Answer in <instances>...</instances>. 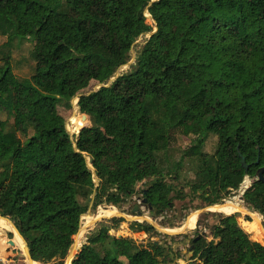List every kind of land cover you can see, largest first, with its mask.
Here are the masks:
<instances>
[{"label": "trees", "instance_id": "obj_1", "mask_svg": "<svg viewBox=\"0 0 264 264\" xmlns=\"http://www.w3.org/2000/svg\"><path fill=\"white\" fill-rule=\"evenodd\" d=\"M146 34L134 64L107 84ZM0 36V112L7 116L0 120V216L35 263L63 264L81 217L101 204L118 206L144 180L154 179L143 191L147 208L168 209L156 153L161 135L173 132L193 137L186 151L199 162L193 189L208 194L209 205L249 176L242 199L264 219V183L256 178L264 168V0H0ZM24 41L34 66L20 79L11 56ZM91 82L101 86L80 94ZM75 97L91 125L72 137L57 105L70 107ZM210 135L209 155L201 149ZM22 152L27 159H18ZM114 220L100 221L79 242L72 264L176 260L166 245L110 235L103 224ZM211 237L191 240L198 264H264V246L234 215L222 216Z\"/></svg>", "mask_w": 264, "mask_h": 264}, {"label": "rangeland", "instance_id": "obj_2", "mask_svg": "<svg viewBox=\"0 0 264 264\" xmlns=\"http://www.w3.org/2000/svg\"><path fill=\"white\" fill-rule=\"evenodd\" d=\"M147 22L153 26L149 15L145 14ZM155 29V28H154ZM150 34L141 35L133 44L130 52V57L126 65L122 66L113 78L107 84L112 82L119 74L129 70V66L134 64L136 55L143 43L148 39ZM5 38L0 36V45L4 43ZM32 44L24 41L21 44H14L12 48L11 66L16 77L22 79L29 77L33 72L34 62L30 58ZM101 85L91 82L89 86L82 90L80 94H86L96 91ZM78 97L70 101V107H65L63 104L57 105L58 114L65 120V127L72 137L78 134L79 126L84 125L82 114L79 112ZM7 118L4 112H0V120ZM12 120H10L11 122ZM90 126V120L86 118ZM81 123V124H80ZM193 137H185L178 133L161 135L158 141L157 161L162 173L163 182L170 189L169 197H172L171 206L162 212L151 211L146 204H142L144 199L143 191L154 182V179L144 180L138 183L133 196L126 198L123 203L118 206L101 204L96 209H89L85 215L81 217V227L75 235V243L77 248L79 242L84 239L94 227L103 220L113 219V222L104 223L108 228L110 235L132 239L137 245L149 247L151 243L163 244L171 249L176 254V260L170 264H198L192 259L193 245L191 240L196 236L204 237L207 241H212L211 229L218 224L222 216L236 217L239 226L249 235V237L259 242L264 246V238L256 235L249 229L248 223H255L256 228L264 235V219L252 207L246 204L243 199V193L252 185L254 178L245 176L237 190L230 192L228 196L221 199L217 204L209 205L203 198L208 197L202 190L195 191L193 185L197 180L196 170L199 164L196 158L186 156V151L190 147ZM216 137L210 135L204 142L201 151L205 154H212L215 150ZM28 155L22 152L18 159H27ZM180 163V166L176 165ZM89 167L90 163L88 160ZM6 170L1 169L0 173H5ZM248 180V184L243 191V182ZM208 193V189H206ZM180 197V198H179ZM135 207H139V214L134 211ZM244 212H246L244 214ZM234 212H240L233 214ZM243 213V214H241ZM248 220V221H246ZM9 222V221H8ZM147 223L154 230L148 234L137 232L132 228V223ZM6 231V232H5ZM6 229L0 228V240H4L0 246V264H32L28 256L24 252V248L17 246L10 247L8 240L13 239V233ZM10 234V235H9ZM73 243L68 251L63 264L66 263L67 257L71 254L73 261L79 252L77 250L75 256L72 255ZM14 240V239H13ZM75 247V246H74ZM9 249V250H8ZM16 249V253L11 250ZM38 264V263H35Z\"/></svg>", "mask_w": 264, "mask_h": 264}, {"label": "water", "instance_id": "obj_3", "mask_svg": "<svg viewBox=\"0 0 264 264\" xmlns=\"http://www.w3.org/2000/svg\"><path fill=\"white\" fill-rule=\"evenodd\" d=\"M153 1H155V0H153ZM154 32H155V31H154ZM130 67H131V65L129 66V68H130ZM81 118H82V120L84 121V125L79 126V130H81L82 128L88 126V122L86 121V116H85V115H82ZM238 155H239V157H240V163H241L242 168H243L245 171H247L248 165L246 164L244 157L241 156L240 154H238ZM263 173H264V168L259 169V170L257 171V173H256V178H257L258 181H261V182L264 183ZM240 199L242 200V197H240ZM142 203H143V204H146V199H143ZM149 209H151V207H149ZM249 209H252V206H249ZM134 211H136V213L139 214V207H135ZM0 218L9 221V222L13 225V227L15 228V230L17 231V233L19 234V236L22 238V236L20 235V233H19V231L17 230V228L14 226V224H13L9 219H7V218H3L2 216H0ZM89 236H90V235H88V236L86 237V242H87V240L89 239ZM22 239H23V238H22ZM23 242H24V249H23V250L26 251V252L28 253L29 258L31 259L30 254H29V250H28V247H27V244H26V242L24 241V239H23ZM7 243H8V245H9L10 247H14V246H15V242H14L13 239L8 240ZM8 250H9V249H8ZM11 251H12L13 253H16V249H12ZM31 260H32V259H31ZM32 261H33V260H32ZM65 264H72L71 254L68 255Z\"/></svg>", "mask_w": 264, "mask_h": 264}, {"label": "bare ground", "instance_id": "obj_4", "mask_svg": "<svg viewBox=\"0 0 264 264\" xmlns=\"http://www.w3.org/2000/svg\"><path fill=\"white\" fill-rule=\"evenodd\" d=\"M81 124V123H80ZM248 180L246 179L245 180V182L243 183V189H245L246 188V186H247V184H248ZM245 210H243V212H244ZM246 212H244V214H245ZM0 228H2V229H6V230H8V231H11L12 233H13V239H14V242H15V246H17V247H20V248H24V242H23V239L19 236V234L17 233V231L15 230V228L13 227V225L10 223V222H8L7 220H4V219H1L0 218ZM89 235V234H88ZM87 235V236H88ZM260 235L264 238V235H263V233L260 231ZM86 236V237H87ZM75 246V247H74ZM73 250H72V255H73V257L75 256V254H76V252H77V250L79 249V247L77 248V244L75 243V245H73V248H72ZM25 252V254L28 256V258H29V255H28V253L26 252V251H24ZM29 260L32 262V264H35V262L34 261H32L30 258H29Z\"/></svg>", "mask_w": 264, "mask_h": 264}, {"label": "built area", "instance_id": "obj_5", "mask_svg": "<svg viewBox=\"0 0 264 264\" xmlns=\"http://www.w3.org/2000/svg\"><path fill=\"white\" fill-rule=\"evenodd\" d=\"M244 182H245V181H244ZM244 182H243V183H244ZM242 187H243V185H242ZM247 188H248V187H247ZM247 188H246V189H247ZM242 189H243V188H242ZM244 190H245V189H243V191H244Z\"/></svg>", "mask_w": 264, "mask_h": 264}, {"label": "flooded vegetation", "instance_id": "obj_6", "mask_svg": "<svg viewBox=\"0 0 264 264\" xmlns=\"http://www.w3.org/2000/svg\"><path fill=\"white\" fill-rule=\"evenodd\" d=\"M143 204V203H142ZM149 209V208H148ZM150 210V209H149Z\"/></svg>", "mask_w": 264, "mask_h": 264}]
</instances>
